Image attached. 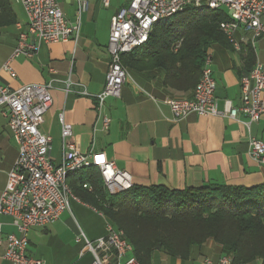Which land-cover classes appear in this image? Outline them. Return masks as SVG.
I'll list each match as a JSON object with an SVG mask.
<instances>
[{"label":"crops","instance_id":"0c3cea01","mask_svg":"<svg viewBox=\"0 0 264 264\" xmlns=\"http://www.w3.org/2000/svg\"><path fill=\"white\" fill-rule=\"evenodd\" d=\"M10 1L17 23L24 25L26 16L22 6L16 0ZM83 1L87 2V9L78 16L75 0H55L68 23L78 25L77 41L42 45L32 58L19 56L11 60L14 78L2 67L13 53L18 31L15 25L0 28V85L11 90L32 84L52 87V104L40 131L52 139L53 163L59 164L63 155L62 116L64 123L71 126V142L76 152L101 154L113 161L117 169L130 175L133 186H162L182 191L209 185L246 188L264 185V166L248 154V132L240 123L246 118L239 115L236 121L192 114L173 121L165 100L190 99L193 90L177 92L166 88L161 70L129 69L120 98L106 99L101 111H97L95 97L104 88L109 63L110 21L125 8L128 0H109L107 7L101 0ZM14 4L20 7L21 13H16ZM234 38L241 46L253 47L256 61L264 63V38L253 45L250 34L238 31ZM257 46L262 55L258 54ZM209 55L219 110H223L226 102L234 108L239 106V84L245 70L241 53L216 45L209 50ZM67 84L70 85L68 93L65 92ZM83 91L88 95L77 94ZM262 98L264 100V93ZM104 118L110 120L106 130ZM250 133L264 144V115L251 126ZM17 156L18 145L0 111V196ZM76 198L77 201L70 202V210L62 213L54 224L29 229L28 256L45 264L92 262L83 242L76 239L80 233L90 242L104 237L108 222L99 211ZM0 225V264H11L4 259L6 236L18 234L9 217L0 216ZM226 256L220 246L210 241L193 249L186 259L155 250L151 264H204L206 259L217 264Z\"/></svg>","mask_w":264,"mask_h":264},{"label":"built area","instance_id":"2783aa9c","mask_svg":"<svg viewBox=\"0 0 264 264\" xmlns=\"http://www.w3.org/2000/svg\"><path fill=\"white\" fill-rule=\"evenodd\" d=\"M22 6L26 22L16 23L18 31L16 46L10 59L2 69L15 77L10 67L11 60L24 56L32 58L42 45L77 41L78 25H70L55 0H16ZM78 16L86 11L87 2L75 0ZM107 7L109 0H101ZM187 8H206L210 11L224 9L228 21L219 25L236 52L241 43L235 34L241 31L250 34L252 45L264 38V0H130L127 7L111 18L108 37L109 63L102 92L95 97L100 112L108 98H120L123 85L129 78L122 65V56L148 42L154 26ZM67 84L65 92H70ZM51 85H24L16 90L0 85V111L18 145L17 159L8 173L5 188L0 196V216L9 217L17 234L6 236L4 259L11 264H45L44 261L26 254L27 233L30 228H44L54 224L62 213L70 210V202L77 201L67 184L68 176L81 170L97 167L105 189L111 195L129 190L132 180L129 174L117 169L113 161L101 154L87 155L75 151L71 142V126L60 116L62 160L54 164L50 157L51 137L40 131L45 114L51 107ZM216 82L211 67V57L204 61L200 79L190 99L168 98L173 121H180L189 115L221 116L239 121V115L246 120L240 122L248 132L249 156L264 166V144L250 133L251 126L264 115V63L256 61L253 69L240 78V103L231 107L229 102L219 110L215 97ZM83 96L88 94L83 91ZM110 120L103 119L106 130ZM83 188H89L84 185ZM100 215H102L100 213ZM103 216V215H102ZM1 232V225H0ZM83 242L84 249L91 254L90 264H140L134 256L133 247L122 230L109 223L105 225L104 237L90 242L83 233L76 239ZM204 264H215L206 259ZM217 264H232L229 257H223Z\"/></svg>","mask_w":264,"mask_h":264},{"label":"trees","instance_id":"16d2710c","mask_svg":"<svg viewBox=\"0 0 264 264\" xmlns=\"http://www.w3.org/2000/svg\"><path fill=\"white\" fill-rule=\"evenodd\" d=\"M228 20L224 9L187 8L156 24L145 45L122 56V65L127 71L161 70L166 88L194 90L209 50L216 45L232 48L219 28ZM16 23L11 1L0 0V28ZM240 53L247 75L256 63L255 50L242 45ZM67 184L75 196L124 232L140 264H151L155 250L186 259L210 241L232 264H264V185H209L182 191L132 186L111 195L93 166L68 176Z\"/></svg>","mask_w":264,"mask_h":264},{"label":"rangeland","instance_id":"374dc122","mask_svg":"<svg viewBox=\"0 0 264 264\" xmlns=\"http://www.w3.org/2000/svg\"><path fill=\"white\" fill-rule=\"evenodd\" d=\"M129 2H130V0H128V3L125 7L128 6ZM14 9H15L16 13H21L20 7L18 5L14 4ZM257 52L259 55H262V51L260 50L259 46H257Z\"/></svg>","mask_w":264,"mask_h":264}]
</instances>
